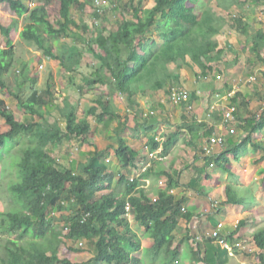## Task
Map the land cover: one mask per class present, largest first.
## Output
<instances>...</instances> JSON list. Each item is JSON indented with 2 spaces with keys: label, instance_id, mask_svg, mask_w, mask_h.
Listing matches in <instances>:
<instances>
[{
  "label": "trees",
  "instance_id": "1",
  "mask_svg": "<svg viewBox=\"0 0 264 264\" xmlns=\"http://www.w3.org/2000/svg\"><path fill=\"white\" fill-rule=\"evenodd\" d=\"M87 1L93 2V0ZM106 1L110 4L109 7L107 6L108 9H117L122 15L125 14L116 23L115 29L107 30L101 22L98 23L96 17L101 16L107 7L103 9L100 5L101 12H97L98 2L94 0L90 15L95 23L93 35L87 39L80 33L75 34L77 39L85 44L86 50L97 59L96 65L91 66L89 76L80 74L82 81L77 86L79 92L92 90L96 83L104 84L106 92L97 93L92 106L81 115L74 111L76 107L65 102L64 99V105L60 108L64 112L63 130L50 126L45 116L44 107L56 101L49 81L45 88L39 89L34 88L36 81L27 74H19L9 80L15 58L11 33L14 31L16 21L11 26L0 24V33L6 41V47L0 48V88L14 97L18 108L38 118L37 121L27 123L16 122L13 110L5 99L0 97V117L8 126L5 132H0V148L6 147L7 140L14 141V145H17L18 138L26 139V143L22 144L25 147L21 146L18 181L9 187L11 191L9 208L0 211V264H72L71 260L60 258L58 255L62 240L57 225L54 224L57 219L62 221L61 226L68 229L70 234L76 233L86 240H92L95 253L80 264L101 262L140 264V260L133 253L140 250L141 239L130 226L127 220L128 214L132 216L134 222L148 228L153 239L154 258L163 252L174 259L176 252L171 247L174 239L173 223L179 218L185 221L194 220V212L185 208V196L177 198V195L168 193L176 180L172 174L162 168H157L154 172L157 176H166L165 193L156 198V201L146 198L147 203L143 204L139 199L128 198L139 186L136 178L132 180L119 178L118 182L125 185L122 193L113 191L99 195L105 183L111 184L114 173L109 170L105 161V149L99 147L97 143L92 155L88 156L85 162L79 163L78 171L75 170L74 165L69 168L60 165L48 150V145L60 142L65 136L86 142V136L91 129L88 117L95 116L99 109L107 116L120 119V114L109 96L115 94L124 96L128 105L132 106H140L136 97L148 90L154 93L163 90L170 97L171 89L178 86L179 75L168 70L169 63L187 65L195 69L194 62H199L202 56L208 61L211 58H220L223 53V49L219 48L218 43L212 38L213 31L208 29L212 17L208 10L198 19L191 8L183 6L184 0H154V5L148 9L144 7L143 0ZM0 2L7 3L9 8L17 11L18 14L27 12L28 22L19 33L21 39L32 43L43 57L58 60L65 72L73 74L78 70L77 66L82 62L83 52L77 46L67 43L62 45L58 54H55L54 41L49 34H66L70 29L69 26H73L81 33L86 31L88 26L85 23L79 24L71 15L72 9L82 4L81 0H59V19L56 22L51 20L44 4H37L28 9L21 0H0ZM104 18L102 17V20ZM232 21L236 27L246 28L241 16L233 17ZM69 33L71 34L70 31ZM252 41V49L256 56L260 57L259 53L264 42L262 30L253 33ZM93 46H96L99 52H96ZM101 68H105L106 73L103 79L98 74ZM215 70V67L205 64L200 72L205 79L200 89L206 88L211 94L216 90L213 81ZM194 77L195 81H198V73L195 72ZM28 82L30 86L27 89L25 84ZM188 86L191 91L184 105L194 106L198 101L195 89L197 87L192 83ZM226 89L227 85L224 84L218 91L223 93ZM230 101L237 107L238 122L235 123L237 131L241 133L246 129L247 133L243 136L237 135L236 139L232 134V145L224 142V145L214 148L213 155H206L203 146L200 152L207 164L211 163L232 175L226 164L229 157L238 160L249 146L253 151H261L255 163L264 161V140L252 136L253 132L264 129V112H261L259 118L251 115L244 121L238 116L242 105L241 102V104L237 103L238 97L233 96ZM192 118L193 121L190 124L185 123L183 127L194 133L200 131L202 143L213 134V126H209L205 121H198L195 116ZM144 120V129L147 131L155 120L151 117ZM243 121L250 127L247 128ZM124 128L126 125H121V130ZM45 129L48 131L44 132ZM180 134L181 131L170 133L162 144L151 136L147 145L153 151L160 147L158 156L164 157L177 143ZM114 153L123 168L134 165L139 156L138 151L130 147L121 135H117ZM150 159L156 163L152 157ZM150 171H153L152 167L147 169L145 174ZM175 173L177 174L178 171ZM233 188V195H230L229 186L225 188L224 202L227 205L238 206L240 201L246 205L257 204V198L249 189L242 186L238 194L236 186ZM126 205L129 206L128 210ZM62 208L72 209L73 212L60 219L49 218L51 212ZM219 219L228 225V216ZM243 222L244 220L241 219L236 227L229 226V230L225 228L224 230L231 238L240 236L239 230ZM206 230L203 227L202 231ZM253 241L261 250L256 255L260 263L264 264L263 226H259L253 233ZM202 242V240L198 241L194 245L195 249L191 251L192 259L195 262L202 260L206 264H220L213 261L214 255H210L209 249H206L202 257L200 256ZM71 249L78 251L77 248L71 247ZM217 251L218 255L223 253L227 258L226 249L218 245Z\"/></svg>",
  "mask_w": 264,
  "mask_h": 264
},
{
  "label": "crops",
  "instance_id": "2",
  "mask_svg": "<svg viewBox=\"0 0 264 264\" xmlns=\"http://www.w3.org/2000/svg\"><path fill=\"white\" fill-rule=\"evenodd\" d=\"M21 1L24 2L25 0H21ZM46 1L47 0H40V4H44L46 3ZM189 1H190V4L188 5H185V2H183V6L191 8L192 9L191 11H193L197 15L198 19L202 18L204 16L203 13L206 10H208L212 16L209 26L211 27H213V25L219 26L218 30H216L215 33L213 32L212 38L218 43V47L223 49V53L221 57L217 59L211 58V60H208V61L206 60V57L202 56L200 58L201 61L202 60L205 61V64L211 65L212 67L216 68L215 73L217 72V74L213 78L216 90L211 94L210 91L206 88L200 89V86L205 79L201 75L202 73H200L202 69V65L198 64L197 61L194 60L195 69L190 68L187 65L169 63L168 70L176 75H179L178 86H175V87L186 90L189 95L190 92L187 90L186 85L188 86L189 84H191V81L197 82L195 83L197 87L195 88L196 95L198 97L197 103H195L194 106L192 104H191L192 106L190 105L185 106L184 104L186 103V100L175 102L172 99H170V97L167 96V99L166 98L165 99L171 102L172 106L175 104L176 106H179L178 107L179 110L175 109L173 113L167 116H166V113L165 114L161 113L160 117H158L156 114L152 116H148V118L150 117L154 118L155 121L149 127L147 131L144 129V124L140 123V122H143V123L145 122V120L143 119V117L141 118V116H138L137 117L138 119L137 118L134 119V121L136 120V123L138 124L137 126H135L138 128L137 133H133L134 128L128 126L127 129H123L126 131V133L121 134L120 132H122L123 130L121 131V126H119L120 131L119 133H117V135L123 136L126 139L127 144L130 147H132L134 150L138 151L139 153L137 160L134 162V165L132 166L123 168L118 163L117 158L114 153V146H116L117 136H116L115 143H107V144L105 143L103 144L101 142L102 140L99 141V139H89L86 136L87 141L82 142V146H81L82 153L74 157V160H69L68 162L69 166L67 165L68 168L74 165L75 170L78 171L79 163L85 162L88 156L92 155L95 149L94 147L96 146V143H97L99 147H101L102 149H105V153L107 152V156L105 157V160L107 158L109 159L110 158L109 155H111V158L113 159L112 164L108 163L107 165H108L109 170L114 173V177H113V180L111 181V184L109 185L108 183H105L104 188L102 189L99 195L101 196L105 193L113 192V191L122 193L125 190V185L123 183L118 182L119 178L125 177L128 180H132L133 178L134 179L136 178L139 181V186L135 188V190L129 195L128 198L139 199L140 202L143 204L147 203L146 198H149V199L158 198L160 195L165 193L164 186L166 184L167 178L165 175L157 176L154 171H157V168H162L166 172L172 174V177L174 178V180H176V182L173 183L172 188L168 190V193L177 195V198L185 196L186 198L185 208L187 210L194 212L195 214L193 217L194 220L185 221L184 219L179 218L178 220L175 221V223H173L174 226L172 227V233H173L174 239H173V243L171 247L176 252V256L174 259H172V256L171 257L170 255L167 256V254L165 255V253L163 252L157 258H154V256L152 255L153 239L150 235L148 228H146L144 225L134 222L132 220V216L128 214L127 220L130 222V226L138 234V236L141 239L140 250L133 253V255L136 256L140 260V264H150V260L154 262L153 264H206L202 260L195 262V260H193L191 257V251L192 249H195L194 242H192L191 238H193V236L195 235L204 234V232L202 231L203 227L207 229L205 232H208L209 230L214 229V225L216 223L222 222L224 224L223 231H225L226 229L227 230L230 229L229 226L236 227L238 222L242 219L244 220V222L241 225V228L239 230L240 232L239 234L241 235L235 238H242V237L247 236V238H252V239H253V233L259 227V226L257 227L255 226L254 229H251V225H252L251 221L254 215L252 214L251 216H248L247 214L248 212H246V209L248 206L246 204L244 205L245 209L243 210V215L241 216V218H237L238 212H239L238 211L239 205L234 206V205H227L226 203L222 204L224 202L219 203L220 201H224V199H226L224 190L226 186H229L230 184L228 183L229 179H227V177L226 178L219 177L218 174L222 173V170L214 166L211 163L207 164L206 161L203 159L202 153L200 152L202 149L201 139L199 136L200 131L198 133L190 132L187 130V128H184L183 126L185 123L190 124L193 121L192 117L195 116V118L198 121H205L209 126L212 125L213 134L214 133L220 134L223 138L225 137L224 139L227 140L226 142H228V144L232 145V139H231L232 136L227 133V128H226L227 125L222 123V121L220 123L217 122L219 118H221L222 116L221 111H218V110L222 106V104L226 103V101L220 98H216L215 93L224 84L227 85V89L223 91V94L224 95L229 94V97H228L229 99L233 96H237L238 97L237 103L238 104L242 103V105H240V109L243 111L245 116L251 114L250 111L254 112L253 110H256L258 107H260L259 104L261 105V103H259V101L257 100L258 98L261 99L262 94L264 92V66H263L264 42L262 43V49L260 50V53H259L260 57H257L255 54V51L252 49L253 47L252 39H253V33L258 30H262V33L264 35V28L262 27L260 23V20L262 19L261 16H263L264 13L253 15V4H258L257 7L260 10H262L264 9L263 8L264 0H202L200 1V6H203L201 10H199V6L195 8V5H196L194 2L195 0H189ZM81 2L82 3L86 2V0L85 1L81 0ZM244 2L251 3V4H247L248 12L246 11V9L241 8ZM44 5L47 8L46 4ZM233 7H238L239 11L234 12L232 16L228 18L227 16H225V14L229 13ZM238 16H241L243 24L246 25L245 29L236 27V25L233 24V21H232L233 17L235 18ZM256 18L258 19L257 23H259L258 27L257 29L251 31L250 24L254 22ZM14 21H16V23H15V26L13 27L14 31L11 33V36L16 35V38L15 40L12 41L11 45L13 46L18 40L23 41L19 37V33L22 30L24 24L28 22L27 12L18 14L17 11L10 9L7 3L0 2V24L4 26H11L14 23ZM72 31H74V29L71 30V33ZM74 33L75 32H73V34ZM237 34L238 35L241 34V36H238ZM50 35L51 34H49V36ZM155 38L158 39V36H155ZM241 40H244V42L246 41L248 43L246 46L249 52V56L247 60L249 61L248 65L250 63V67L248 68V66L242 65L240 70L246 69L250 71L249 73H247L248 77L245 76L246 82L248 81L249 83H251V82H256V80L260 81V84L258 85V87L254 88L253 90L248 89V87L245 86L247 84H242L240 83V81L237 82L235 77L232 78L231 76H229V74L224 76L222 73L218 72L219 69L221 68L220 63H222L223 59L225 60V58L223 57L226 56L228 52L230 53L234 52L236 56L239 54L237 50H239L240 48ZM5 47H6V41L4 39V36L1 35L0 33V48H5ZM229 47L232 50L229 51ZM242 47H244V45H242ZM240 50L242 51V49ZM235 59L238 60V58L235 57L232 59V61L235 62L236 61ZM51 60H56V59H48L44 57L45 63H50L52 62ZM218 62L220 63L218 64ZM18 64L21 65V63H18ZM85 66H87V64ZM21 67H22L21 70H16L18 71L17 73L13 72L9 75V80H12V78H15L14 76H19V74L20 75L30 74L29 73L30 69L28 68V62L24 61ZM231 67L235 69V67H240V65L237 64ZM195 72L198 73L199 75L198 81H195L196 80L194 77ZM217 75H220V78L218 79V81L216 79ZM242 75H245V73ZM85 76H89V74ZM222 76H224L223 81L221 80ZM50 77H52V75ZM250 78H252L253 80H250ZM146 92H151V91L148 90ZM2 93H4V91L0 90V97H3L5 99L6 94L4 93L5 96H2ZM150 94L151 96H148V99H149L148 101H142L144 102V104L145 102L156 100V98L158 97V93L152 94L151 92ZM204 95H208V96L210 95L209 96L210 104L211 103L212 104L211 105L209 104V105L210 107L214 104L218 105L217 111H211L209 105L207 106L206 110H201L202 97ZM91 99L93 100L94 98H91ZM63 101H64V98H63ZM54 104L56 107V101ZM243 104L246 107H244ZM139 108L141 112H144V110L148 109L147 107L145 108L144 105H141ZM52 109H53V106L52 108H49V110L45 111L47 115L48 114L51 115ZM208 109H209V112H208ZM193 111H194V114L191 116L190 112L193 113ZM98 113H102L101 110L98 111L96 115ZM152 113L153 112H150L149 115H151ZM14 115H15V112H14ZM102 115L105 118L106 114L102 113ZM242 116L243 114L240 117ZM249 118L243 117L242 119L245 121L246 119H249ZM220 120H222V118ZM89 121L91 123L90 119ZM244 121H243V124H245V126L249 128L250 126L248 125V123ZM95 122L99 123L100 126L103 125L106 128L110 127L108 125H105L104 122L101 120L100 122L97 121L96 118H95ZM235 125L236 124H234V126ZM236 128L237 126H235V129ZM91 130H92V123H91L90 131ZM236 130H238V128ZM142 131L147 132V135H148V138L145 141L144 140L142 141L141 135L139 134ZM175 131H181V134H180V137L177 143L174 145V147L171 149L168 155L164 157H159L158 153H159L160 147L157 150L153 151L147 145L149 137L154 136L155 141L162 144V142L166 139V137L170 133L175 132ZM44 132H46V130H44ZM130 132H131V135H130ZM246 133H247V130L245 129L240 133V135L243 136ZM228 140H230L231 142H229ZM184 145H186V148L188 150H186V148L185 149L182 148V146ZM48 150L49 152L51 151V148L49 147V145H48ZM108 151L110 152L108 153ZM176 151H180V153L182 154L179 155L177 154ZM51 155L53 157L55 156L54 154H51ZM145 156H147L146 162L143 160V157ZM150 157L156 160V163L150 161L151 160ZM189 157H191L190 160H188ZM235 161L239 163L241 160L239 158L238 160H235ZM177 162L180 163L181 165L180 168ZM229 163H230V158L228 159L226 164L228 167L233 166V165L229 166ZM150 167H152L153 171H150L149 173L145 174L147 169H149ZM175 171H178V173L176 174ZM232 173L234 174L232 177H235V180L233 181L232 185L236 186L237 188L236 192L239 194L242 185L236 182L237 177L235 173L237 172L232 171ZM161 182H163V184H160ZM242 183L245 184L243 180H242ZM171 189H172V192L170 191ZM141 194H143V196ZM212 201H213L214 206L210 207V202ZM204 208H208L210 212L204 213L203 212ZM71 212H73L72 209L62 208L59 211H55V212L53 211L52 214H55L56 217L60 219L63 216L70 214ZM222 216H228V220H227L228 225H226V223L222 219H219V217H222ZM54 224H56V222H54ZM254 224H257V223L254 222ZM248 229L251 230L250 233L252 234L250 233L248 234V231H247ZM57 230L59 231L58 226H57ZM66 230H67V233L63 235L64 237L60 236L62 242L59 245V249L60 247L62 248L63 244L67 247L71 245L73 247H78L79 244L83 241L82 243H84L85 248L84 249L77 248L78 251H74V253H72L71 255L72 257H70L69 259L71 260L72 264H80L84 260L90 259L95 253V248L93 246L92 240H86L85 238H82L79 234H76V233L70 234L69 230L68 229ZM70 235H71V238L70 239L67 238V236L69 237ZM201 240L203 241L201 245V253H199L201 257L203 256V253L205 254L206 249H209L210 255H214L213 261L219 262L220 264H261L255 253H246L238 249H233V251H229L228 249L218 244V242H216L214 239L208 238L206 236L200 239L199 241ZM76 241L77 242L79 241L78 245L73 244ZM218 245L221 248L226 249L227 258L225 257L223 253L218 255V251H217ZM58 255H60L59 251H58ZM100 264H109V263L101 262Z\"/></svg>",
  "mask_w": 264,
  "mask_h": 264
},
{
  "label": "rangeland",
  "instance_id": "3",
  "mask_svg": "<svg viewBox=\"0 0 264 264\" xmlns=\"http://www.w3.org/2000/svg\"><path fill=\"white\" fill-rule=\"evenodd\" d=\"M37 4H40V0H35ZM85 1V0H84ZM92 1V0H91ZM134 1H138V0H134ZM200 1L202 0H195V8L197 6H199V10L202 9L203 6H200ZM94 2V0H93ZM93 2H83L81 5H79L76 9H72L71 15L73 16V18L80 24L85 23L88 28L86 29V31H78L76 30L73 26H69V30L66 32V34H58V33H53L50 35V37L53 39L54 41V53L58 54V52H60V49L62 47V45H66L67 43L73 44L75 46H77L82 52H83V59L82 62H80L77 66L78 70L76 72L72 73H67L64 71V69L61 67V65L59 64V62L57 60H51L52 62L50 63H45L44 62V57L42 56L41 52H39V50L36 49V47H34V45L30 42H27L25 40L21 41L18 40L14 46H12V48L14 49L15 52V58H14V65L12 67V73L13 72H18L16 70H21V65L22 63H24V61L28 62V68L29 73L28 76L30 78H35L36 82H35V87L42 89L45 88V85L47 83V81H49V83L51 84V88L53 90V95H54V99L56 100V107L54 103L49 104L48 106L44 107L45 111L46 109L52 108L53 109L51 111V115L45 112V116L46 118H48V122L49 125L55 128H60L61 130H63L64 126H65V120L63 117V111L60 110V108L64 105L63 103V98L66 99L65 102H68L69 104L73 105L74 107H76V110H74L77 114L81 115L85 112V110L89 107L92 106L93 100L91 98H95L97 93H104L106 92L105 86L102 83H96L94 85V88L88 92L85 93H81L78 90V85L81 84V73L83 75H88L91 73V66H95L97 63V59L93 57V55L86 50V46L85 44H83L79 39H77V37L75 36L76 33H80L83 38H87L89 39L90 36L93 35V30L95 28V23H94V18H91V12H92V8H93ZM102 8H106L107 6L109 7L110 4H107L108 2L106 0H99ZM185 5L190 4L189 0H184ZM198 2V3H197ZM26 4V3H25ZM47 8H48V12L49 15L51 17L52 21H57L59 19L58 17V11L60 8V2L59 0H47L46 3ZM247 4H251V3H246L244 2L242 7L243 9H246V11L248 12V7ZM27 5V4H26ZM143 5L146 9L151 8L154 5V0H143ZM258 4H253V15L255 14H262L264 13V9L260 10L258 7ZM108 7L106 9H104V12L101 14V16L96 17L98 23L101 22L102 26H105L107 28V30H113L115 29L116 23L118 21H120L125 14H121L120 10H113V9H108ZM264 8V7H263ZM236 11H239L238 7H233L232 10H230L229 13L225 14V16H227L228 18H230V16H232V14ZM200 12V11H199ZM128 14V13H127ZM102 17H105L102 20ZM261 20L260 23L262 25V27L264 28V15L261 16ZM257 18L254 22H252L250 24V28L251 31L257 29L258 24L257 23ZM219 26L213 25V27L209 26L208 29L209 31H213L214 33L216 32V30H218ZM74 29V31H72V33L70 34L69 31L71 32V30ZM229 29V28H228ZM73 32H75L73 34ZM238 35V34H237ZM238 36H241V34H239ZM12 41L15 40L16 35H12L11 36ZM159 39V37H158ZM247 42L244 40L240 41V48L239 50H237V52L239 53L237 56L234 52H228V54L226 56H224L223 58H225V60L223 59L222 63L218 62V64L220 63L221 68L219 69L218 72L222 73L224 76L229 74V76H231L232 78L235 77L236 81L242 84H247L245 85L246 87H248V89L253 90L254 88H257L258 85L260 84V81L256 82H251L249 83L248 81L246 82L245 76L248 77V74L250 71L249 70H240L241 66H248V68L250 67V63L248 65V56H249V52L247 50ZM242 45H244V47H242ZM93 49L96 52H99L96 46H93ZM242 49V51L240 50ZM232 50L229 47V51ZM41 56V57H40ZM40 57V58H39ZM237 57V59H235L236 61L233 62L232 59ZM42 58V59H41ZM39 59V60H37ZM43 62H42V61ZM18 63H21L18 64ZM205 61L204 60H200L198 62V64H201L202 67ZM87 64V66H85ZM240 65V67H235V69H233V65ZM225 65V67H224ZM230 68V69H228ZM245 75H242L244 74ZM99 77L100 78H105V68H101L98 72ZM217 74V72L215 73V75ZM52 75L51 79L49 78ZM221 78V80L223 81V77ZM217 81L218 78L216 77ZM51 80V81H50ZM246 82V83H245ZM192 85L195 86L194 81H191ZM26 88L28 89L30 86V83H26L25 84ZM187 90L190 92L191 89L189 86L186 85ZM0 90L4 91V93L6 94L5 97V101L8 104V106L10 107V109H12L15 112V118H16V122L18 123H27L30 121H37L38 118L36 116L32 117L31 115H28L25 111L21 110L20 108L17 107L16 105V100L14 99V97H12L5 89H1ZM16 91V90H15ZM152 92V91H151ZM151 92H145L144 95H138L136 98L138 99V102L141 105H144V107L148 108L146 110H144V112L140 111V106H132V105H128L126 99L124 96L121 95H112L109 96L111 98V100L114 103L115 109L118 111V113L120 114V119H116L114 117L111 116H105V118L103 117L102 113H98L96 116H91L88 117L91 120L92 123V130L90 131V133H88L87 138L89 139H99V141H101L103 144H107V143H115L116 142V136L117 133H119V125L120 123H122V125H126L127 127L124 129H127L128 126L129 127H133L134 131L133 133H137L138 128L135 127L138 124L136 123V120L134 121V119H136L138 116H141V118L143 117V119L148 118V116H152V115H157L158 117L161 116V113L165 114L166 116L173 113V111L175 109L179 110V106H176L171 104V102H169L167 99V95L163 90H159L158 92V97L156 98V100H152L149 102H142V101H148V96H151ZM2 93V96H5V94ZM149 93V94H148ZM152 94H154V92H152ZM160 95V96H159ZM210 96V95H209ZM208 95H204L202 97V108L201 110H206L207 106L210 104V97ZM212 96V95H211ZM3 98V97H1ZM166 98V99H165ZM4 99V98H3ZM158 100V101H157ZM259 103H261V105L259 104L260 107H258L256 110H253L254 112L250 111L251 115H254L256 118H259L261 112H262V107L264 104V92L262 94L261 99L258 98ZM213 102V101H212ZM263 103V104H262ZM207 104V105H206ZM212 104V103H211ZM210 104V105H211ZM209 105V107H210ZM208 107V108H209ZM100 111V109L98 110ZM97 111V112H98ZM150 112H153L151 115H149ZM209 112V109H208ZM189 113V112H188ZM191 116L194 114L190 112ZM242 116V118H249L250 116L247 115L245 116L243 111L241 109H239V115L238 116ZM180 115V113H179ZM219 117V115H218ZM95 118L97 121L100 122L103 121L105 125L110 126L109 128H106L105 126L101 125L99 123L95 122ZM222 118V117H221ZM221 118H219V120L217 122H221L222 120H220ZM138 119V118H137ZM168 119V117H167ZM238 122V121H237ZM142 124H144L143 122H140ZM223 123V122H222ZM224 125V124H223ZM226 125V124H225ZM235 128V126H234ZM8 129V126L5 124L3 118L0 117V132H5ZM46 130V129H45ZM48 131V129L46 130V132ZM122 131V130H121ZM160 131V129H159ZM246 132V131H245ZM121 134L126 133L125 130H123L122 132H120ZM141 135V139L142 141L146 140L148 138L147 132L142 131L141 133H139ZM131 135V132H130ZM230 135V134H229ZM237 135L240 136V133L235 129V132L233 134V138L236 139ZM226 136V135H225ZM253 137L260 139V140H264V130H258L253 132L252 134ZM225 138V137H224ZM229 139V138H228ZM232 139V137H231ZM18 140V144L14 145L15 142L11 141V140H7V144L6 147H2V149H0V211L2 210H6L9 208V203L11 202V197H10V185L17 182L18 181V163L19 160L21 158V146L22 144L26 143V139L24 137H22L21 139H17ZM16 140V141H17ZM225 142L227 141L226 139H224ZM229 142H231L230 140H228ZM233 142V139H232ZM11 145V146H8ZM183 145V143H182ZM224 145V144H223ZM82 141L80 139H76L74 137H63L61 139L60 142H56L55 144H50L49 147L51 148V154H54L56 160L59 162L60 165H62L63 167H68V162L69 160H74V157L80 155L82 153ZM201 146H203V142L201 143ZM22 147H25L22 146ZM182 148H186V145L182 146ZM186 150H188L186 148ZM110 151H108L109 153ZM177 154L181 155L182 153H180V151H176ZM261 151H253V149L249 146L248 149L245 152H242V156L240 157V162H236L232 157L230 158V163H229V167L233 172H237L235 173L238 183L240 185H242L243 187L247 188L250 190V192L257 198V204H249L247 205V209L246 212H248V216H251L252 214L254 215L252 218V225H251V229H254V227L256 226H260V227H264V161L261 160L257 163H255L256 160H258V156H260ZM104 156H107V152L104 154ZM109 161L107 163L112 164L113 159L111 158V155H109ZM192 157V156H191ZM191 157L188 158V160L191 159ZM194 158V157H193ZM143 160L146 162V158H143ZM177 164H179V168L181 167L180 163L177 162ZM186 164V163H185ZM68 165V166H67ZM177 166V165H176ZM215 166V165H214ZM178 168V167H177ZM219 177H227L229 187H230V195L234 194V188H233V181L235 180V177H232L233 174L230 176V174H228V172L222 171V173L218 174ZM241 180V181H240ZM245 182V184L242 183ZM227 181V180H226ZM227 183V182H226ZM226 185V184H225ZM241 186V187H242ZM251 187V188H250ZM253 190V191H252ZM225 192V190H224ZM211 201V200H210ZM225 201V199H224ZM224 201H220L219 203H222ZM213 203V201H212ZM222 204H225L222 203ZM211 205V204H210ZM245 203H243V201H240L239 203V209H238V217L237 218H241V216L243 215V210L245 209ZM52 217H56L55 214H52V212L49 214V218ZM56 225L59 227V236L64 237L63 235L67 233V230L65 229V227L61 226L62 225V221H55ZM254 222H256L257 224H254ZM59 223V224H58ZM248 234L251 232L250 229L247 230ZM252 234V233H250ZM247 237V236H246ZM67 238H71V235ZM83 242V241H82ZM80 243L78 247H73L71 246H65L64 244L62 245V248L60 247L59 249V256L60 258H67L69 259L70 257H72V253H74V251L71 249V247L73 248H80V249H84L85 245L84 243ZM79 241L73 243V244H77L78 245ZM70 260V259H69ZM86 260H84L83 262H85ZM154 262L152 260H150V264H153Z\"/></svg>",
  "mask_w": 264,
  "mask_h": 264
},
{
  "label": "built area",
  "instance_id": "4",
  "mask_svg": "<svg viewBox=\"0 0 264 264\" xmlns=\"http://www.w3.org/2000/svg\"><path fill=\"white\" fill-rule=\"evenodd\" d=\"M97 2V1H96ZM30 6H35L36 3L34 0H28L27 2ZM264 66V62H263ZM217 78H220V75H217ZM250 80H253L250 78ZM216 98H220L224 101H226L225 104H222V106L217 109L218 105L214 104L210 107L211 111H221V117L222 122L226 124L227 133L232 135L235 132L234 124L237 122V107L236 105L232 104L229 97V94L224 95L223 93H220L218 90L215 93ZM188 98V92L186 90L173 87L171 89V95L170 99H172L175 102L179 101H185ZM228 99V100H227ZM228 101V102H227ZM262 111L264 112V104L262 107ZM224 143V138L220 134H212L209 138L204 139L203 141V149L205 151L206 155H213L214 154V148L217 146H222ZM152 154V153H150ZM106 162L109 161L107 158L105 160ZM160 184H163L161 182ZM172 192V189L170 190ZM153 201H156V198H153ZM210 207L214 206L212 202H210ZM129 206L126 205V209L128 210ZM204 213H209L210 210L208 208L203 209ZM223 223L218 222L213 230L204 232V234L195 235L193 238H191L192 242H194V245L197 244V242L202 239L203 237H208L211 239H214L218 244L223 246L224 248L228 249L229 251H233V249H238L246 253H257L258 251H261L256 244L254 243L252 238L242 237V238H231L229 237L228 232L223 231ZM264 251V250H262Z\"/></svg>",
  "mask_w": 264,
  "mask_h": 264
},
{
  "label": "bare ground",
  "instance_id": "5",
  "mask_svg": "<svg viewBox=\"0 0 264 264\" xmlns=\"http://www.w3.org/2000/svg\"><path fill=\"white\" fill-rule=\"evenodd\" d=\"M96 1L98 2V5H96V6H97V7H96V11L100 13V12H101V8H100V5H101V4H100L99 0H95V2H96ZM95 22H97V21H95Z\"/></svg>",
  "mask_w": 264,
  "mask_h": 264
},
{
  "label": "clouds",
  "instance_id": "6",
  "mask_svg": "<svg viewBox=\"0 0 264 264\" xmlns=\"http://www.w3.org/2000/svg\"><path fill=\"white\" fill-rule=\"evenodd\" d=\"M24 2L27 4V6L29 7V9H30V8H33V7H35V6L37 5V3H36V1H35V0H34V2L36 3V5H35V6H30V5L27 3V2H28V0H25ZM46 9H47V8H46ZM47 10H48V9H47Z\"/></svg>",
  "mask_w": 264,
  "mask_h": 264
}]
</instances>
